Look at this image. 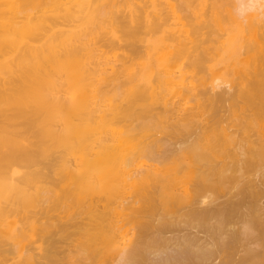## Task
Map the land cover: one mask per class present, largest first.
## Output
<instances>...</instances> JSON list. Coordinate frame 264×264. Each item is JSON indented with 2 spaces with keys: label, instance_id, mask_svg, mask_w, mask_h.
Segmentation results:
<instances>
[{
  "label": "bare ground",
  "instance_id": "obj_1",
  "mask_svg": "<svg viewBox=\"0 0 264 264\" xmlns=\"http://www.w3.org/2000/svg\"><path fill=\"white\" fill-rule=\"evenodd\" d=\"M55 2L0 0L84 26L0 54V264H264V0Z\"/></svg>",
  "mask_w": 264,
  "mask_h": 264
},
{
  "label": "rangeland",
  "instance_id": "obj_2",
  "mask_svg": "<svg viewBox=\"0 0 264 264\" xmlns=\"http://www.w3.org/2000/svg\"><path fill=\"white\" fill-rule=\"evenodd\" d=\"M60 1V0H59ZM58 0H57V3H56V5H55V3H54V5L52 4V3H50L49 5H47V7L46 8H40V10L38 9L37 10V12H35L37 15H41V14H43V12H48V14H51V15H54L53 14V12L55 13V12H57L56 14H61V12H63L65 9H67V8H69V7H72V4H73V0H61L60 2H59ZM63 1V2H62ZM71 1V2H70ZM103 1H105L104 3H103ZM103 1H101L100 0V2H99V0L97 1V0H93V3H94V6H97V7H100V5L102 6L103 4H105L106 3V0H103ZM59 2V3H58ZM69 2V3H68ZM98 2L100 3V4H98ZM67 5H65V4ZM53 5V7H52V5ZM58 4V5H57ZM60 5V6H59ZM58 7V8H60V10L57 8H55V7ZM69 6V7H68ZM50 7V8H49ZM52 8V9H51ZM54 8L56 9V10H54ZM45 9V10H44ZM46 9H48V11L46 10ZM42 10V12H40ZM58 10V11H57ZM61 20H58L57 21V24H58V22H59V24L60 25H56V23L55 24H53L52 26H53V28H52V26L50 25V24H45L44 25V30L42 29L41 31H38V33H37V35L39 34V35H41V36H43V37H41V36H39L38 35V37H36L35 38V40H34V42H33V40L31 41V40H29L28 41V39H24L22 42H20L21 43V45H19L18 47H17V49H16V47H12V49H11V47L10 48H5V50L7 51V53H6V51H4V50H2L1 51V49H0V52H5V53H0L1 55H3L5 58H9V57H16L18 54V52H19V50H24L25 49V45L26 44H28L30 47H37V46H39V45H41V44H44L45 46H47V47H45V50H46V52L48 51V52H50V48H51V46H52V44H49L48 42H47V40L46 39H49L50 38V36H51V38L52 39H54L56 42H59V41H61V40H63L64 38H65V40H66V36L69 34V33H71V32H73V31H75V30H78V29H80V28H82V27H84V26H81L82 24H81V22H77L76 23V21L75 22H70V21H68L69 23H71V24H67V22L65 21V24H64V21H61ZM26 22H28V19H25V20H23V19H21V20H19V23H26ZM72 23H74V24H72ZM76 24V25H75ZM55 25V26H54ZM62 25V27H60ZM66 25L68 26V27H66ZM74 25V26H73ZM81 27H80V26ZM70 26V27H69ZM54 27H57V28H54ZM77 29H76V28ZM52 28V29H51ZM71 28V29H70ZM47 29V30H46ZM48 29H50V30H48ZM58 29V30H57ZM46 30V31H45ZM67 30H68V32H67ZM43 31L45 32V33H43ZM48 31V32H47ZM42 32V33H41ZM47 32V33H46ZM62 32H63V34H62ZM67 32V33H66ZM51 33H52V35H51ZM65 33H66V35H65ZM54 34H56V35H54ZM65 35V36H64ZM2 35H1V32H0V38H6V37H1ZM4 36V35H3ZM63 36H64V38H63ZM40 37V38H39ZM55 37V38H54ZM50 38V39H51ZM41 39V40H40ZM27 40V41H26ZM40 40V42H37V41H39ZM36 41V42H35ZM33 43V44H32ZM48 43V44H47ZM47 44V45H46ZM49 46V47H48ZM23 47V48H22ZM15 48V49H14ZM19 48V49H18ZM8 49H10V50H8ZM13 54H12V53ZM47 52V53H48ZM109 52V55H114V53H115V55L116 54H119L120 53V51H118V50H110V51H108ZM9 53H11V54H9ZM6 54V55H5ZM12 55V56H11ZM52 79L53 78H51V81H52ZM50 81V82H51ZM48 93H51V92H48ZM30 113H33V112H30ZM40 163V162H39ZM21 167H20V169L21 170H27L24 166H26V164L25 163H21ZM36 165H38V163H36ZM39 166H41L42 167V164L41 165H39ZM24 167V168H23ZM36 167V168H35ZM34 168L35 169H37V168H40V167H38V166H34ZM18 171H19V169H17ZM31 170H33V168L31 169ZM29 171V170H28ZM28 171H26V172H28ZM25 172V173H26ZM24 172H22V171H20V174H23ZM24 243V246H28V241H26V242H23ZM34 246H36V245H34ZM8 246L7 245H5V246H3L2 247V249H6ZM43 247H45V245H43ZM80 255V254H79ZM79 255H77V253L74 255V257L73 258H71V261H78V260H80L79 259ZM12 256H14L15 258H16V255L14 254V255H12ZM12 256H11V258H12ZM79 256V257H78ZM14 257H13V261H14ZM75 257H76V260H75ZM104 257V258H103ZM113 257V254L112 253H110V252H107L106 250L102 253V255L99 257V258H97V259H95L94 261H92V260H90L89 261V263L90 264H111V261H110V259ZM78 258V259H77ZM106 258V259H105ZM17 259V258H16ZM95 261H97V262H95ZM106 262H108V263H106ZM86 263V262H85ZM88 263V261H87V264H89Z\"/></svg>",
  "mask_w": 264,
  "mask_h": 264
}]
</instances>
